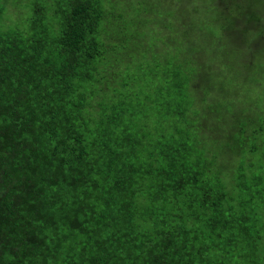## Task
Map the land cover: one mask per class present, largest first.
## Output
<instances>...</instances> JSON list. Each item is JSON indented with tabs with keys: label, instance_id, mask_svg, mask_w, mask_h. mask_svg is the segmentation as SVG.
I'll return each instance as SVG.
<instances>
[{
	"label": "trees",
	"instance_id": "obj_1",
	"mask_svg": "<svg viewBox=\"0 0 264 264\" xmlns=\"http://www.w3.org/2000/svg\"><path fill=\"white\" fill-rule=\"evenodd\" d=\"M263 14L0 0V264H264Z\"/></svg>",
	"mask_w": 264,
	"mask_h": 264
},
{
	"label": "rangeland",
	"instance_id": "obj_2",
	"mask_svg": "<svg viewBox=\"0 0 264 264\" xmlns=\"http://www.w3.org/2000/svg\"><path fill=\"white\" fill-rule=\"evenodd\" d=\"M264 15V14H263ZM234 82V81H233Z\"/></svg>",
	"mask_w": 264,
	"mask_h": 264
}]
</instances>
